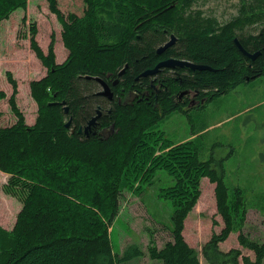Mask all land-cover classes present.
<instances>
[{
  "label": "trees",
  "instance_id": "16d2710c",
  "mask_svg": "<svg viewBox=\"0 0 264 264\" xmlns=\"http://www.w3.org/2000/svg\"><path fill=\"white\" fill-rule=\"evenodd\" d=\"M240 1L237 14L219 23L200 11L191 12L194 0H82L81 14H64L58 0H46L61 24V41L68 53L57 63L54 39L44 51L35 39V23L28 27L30 48L47 70L28 83L37 105L32 124L26 123L17 105L16 81L7 73L12 86L7 100L16 119L0 127V172L9 175L7 192L20 188L24 195L12 228L0 226V264H122L142 256L135 243L113 252L110 225L123 190L141 189L158 170L174 179L159 191L173 206L172 238L160 248L152 245L150 258L161 264H263L264 237L259 241L243 233L247 205L239 187L230 192L221 159H200L199 138L173 143L154 128L170 112L182 111L169 92L158 95L157 105L144 100H116L109 105L97 93L94 79L99 76L109 84L117 79L113 91L118 93L121 87L128 91L144 79L141 72L174 56L215 70L176 67L186 72L182 71L180 82H170L168 90L176 91L182 84L203 91L208 101L264 75V0ZM27 3L0 0V22ZM21 21L25 23L26 17ZM257 22L262 23L258 32L243 33ZM171 33L177 42L157 53ZM235 37L246 51H258L257 57L243 54ZM4 98L0 89V100ZM98 105L103 109L95 134L79 133ZM111 124L112 131L100 132ZM203 178L213 185L222 226L202 244L201 263L183 231L201 195ZM232 231L238 246L222 249ZM242 249L251 251L253 258Z\"/></svg>",
  "mask_w": 264,
  "mask_h": 264
},
{
  "label": "rangeland",
  "instance_id": "374dc122",
  "mask_svg": "<svg viewBox=\"0 0 264 264\" xmlns=\"http://www.w3.org/2000/svg\"><path fill=\"white\" fill-rule=\"evenodd\" d=\"M240 3V0H194L189 10L200 11L202 16H212L223 23L237 14ZM58 4L64 14H81L83 9L82 0H58ZM23 16L25 23L21 21ZM32 23L37 28L35 39L44 51L54 39L57 63L68 53L61 41V24L49 11L46 0H28L25 9L17 8L8 19L0 22V89L6 93V98L0 100V127L11 125L16 119L7 100L12 91L8 72L16 81V102L26 123L32 124L36 116L37 105L30 95L28 83L45 75L47 70L29 45L28 27ZM261 25V22L247 25L243 33H256ZM205 102L202 107L186 112H170L154 128L162 130L164 138L173 143L199 138L202 144L199 158L202 160L207 158L205 153L216 141L233 146V153L224 164V180L230 192L233 187L242 190L247 205L243 233L260 241L264 237V75L247 79ZM221 147H216L219 153ZM8 177L0 172V226L7 230L14 224L24 195L20 188H15L12 194L5 190ZM173 182L172 176L158 170L149 183L141 184V189H124L121 193L118 214L110 225L112 250L120 253L126 245L135 243L143 252L142 256L122 264H161L150 258L149 248L152 245L160 248L172 238L173 206L169 199L159 196V191ZM201 191L186 218L183 235L204 263L201 246L222 223L216 213L213 185L207 178L201 180ZM213 220L218 224H213ZM236 235L232 231L221 248L238 246ZM242 252L253 258L251 251L242 249Z\"/></svg>",
  "mask_w": 264,
  "mask_h": 264
},
{
  "label": "flooded vegetation",
  "instance_id": "af4514ba",
  "mask_svg": "<svg viewBox=\"0 0 264 264\" xmlns=\"http://www.w3.org/2000/svg\"><path fill=\"white\" fill-rule=\"evenodd\" d=\"M188 13L189 12L187 11L185 15H187ZM171 34L168 35L166 41H168L171 38ZM176 42H177V37L173 38V43L170 46H172ZM165 58L167 59V58H179V57L169 56ZM180 59H184V58H180ZM176 67L182 68L180 66H175L172 68L163 67L157 73L153 75H148L144 77L141 76L144 79L138 80V78H136V80H138L137 81L138 83L135 85V88L128 90V91H125L124 88L121 87V90L118 93H115L112 87H114L117 84V82L114 83V81L117 79H115L114 81L112 80L110 81V84L107 83L112 93L111 97H107L99 93L100 90L102 89V85L97 81L98 82L97 93L105 97L107 99L106 103L109 105H110V102H113L116 100H117V103H132L134 100L136 101L144 100L147 103L151 101L152 103H154V105H157L156 103L158 100V95H160L163 92L168 91L169 92L168 96L172 99V102L174 104H178L182 111H188V109H191V108H199L201 106V103H204L206 100V96L203 94V91H200L198 89L188 88L182 84L177 87L178 89L176 91L168 90L167 85L170 84V82L175 81V80L180 82L181 80L180 77H182V74H184L182 71L186 72L185 69H182V71H180L176 69ZM183 67H186V66H183ZM186 68H189V67H186ZM102 109L103 108L100 107L101 111ZM95 114H96V110H95ZM100 116H101V113L98 116L95 125L91 126L90 129L85 131L84 127L82 126L81 130L78 132L84 133L86 136H88L89 133L95 134V130H96L95 128L98 127V124H99L98 119ZM112 127H113L112 124L109 127H103L102 130H100V132L109 133L110 131H112Z\"/></svg>",
  "mask_w": 264,
  "mask_h": 264
},
{
  "label": "water",
  "instance_id": "95a60500",
  "mask_svg": "<svg viewBox=\"0 0 264 264\" xmlns=\"http://www.w3.org/2000/svg\"><path fill=\"white\" fill-rule=\"evenodd\" d=\"M173 38H175V36L173 34H171V38L168 41L164 42L161 46H159L157 48V53L160 54L161 52H163L164 49L169 47L173 43ZM234 42L237 45V47L239 48V50L243 54H245L246 56H248L251 59H254L259 54L258 51L253 52V53L246 51L241 46V44L238 42V39L236 37L234 38ZM175 66H180V67L186 66V67H189L192 70H195V69H198V70H215V69L211 68L208 65L201 64V63H195V62H192V61L187 60V59L167 58V59H163V60H160L159 62H157L154 67L141 72L139 74V76H143L144 77V76H148V75H153V74L157 73L163 67H171L172 68V67H175ZM123 72H124V68L121 69V71L119 72V75H121ZM94 79L96 81H98L102 85V89L100 90L99 93L104 95V96L111 97L112 93H111L109 85L102 78H100L99 76H94ZM116 82H117V80L114 81V83H116ZM61 103L63 104L64 113H67L68 109H67V106L64 104V101H62ZM100 113H101V110H100V106L98 105V107L96 108V114L93 115L88 120L86 125L84 126L85 131L90 129L91 126L95 125L96 120H97L98 116L100 115ZM71 120H72V118L70 116L68 118V120L65 122V126H68L70 124ZM80 130H81V127L78 129V131H80Z\"/></svg>",
  "mask_w": 264,
  "mask_h": 264
},
{
  "label": "crops",
  "instance_id": "0c3cea01",
  "mask_svg": "<svg viewBox=\"0 0 264 264\" xmlns=\"http://www.w3.org/2000/svg\"><path fill=\"white\" fill-rule=\"evenodd\" d=\"M204 103H206V102H204ZM202 104L203 103H201L200 107H202ZM220 145L223 146L220 149V150H222L221 153H219V150L216 149V147H219ZM232 147L233 146H231L230 144L223 145V144H221V142L216 141V142H214L212 144V146L210 148H208L207 152L205 153L207 158L204 159V160H207L209 157L213 156L215 159H221V161L225 164L226 160L233 153V148Z\"/></svg>",
  "mask_w": 264,
  "mask_h": 264
}]
</instances>
